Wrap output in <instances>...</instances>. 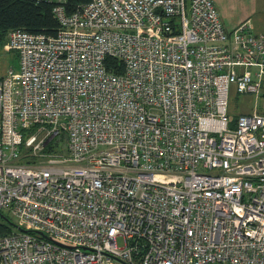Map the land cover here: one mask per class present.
<instances>
[{
	"label": "built area",
	"instance_id": "obj_1",
	"mask_svg": "<svg viewBox=\"0 0 264 264\" xmlns=\"http://www.w3.org/2000/svg\"><path fill=\"white\" fill-rule=\"evenodd\" d=\"M37 1L59 30H11L0 77V264H264V34L213 0Z\"/></svg>",
	"mask_w": 264,
	"mask_h": 264
},
{
	"label": "trees",
	"instance_id": "obj_2",
	"mask_svg": "<svg viewBox=\"0 0 264 264\" xmlns=\"http://www.w3.org/2000/svg\"><path fill=\"white\" fill-rule=\"evenodd\" d=\"M89 2L90 0H67V12L73 13ZM14 29L55 34L59 30V23L53 14V5L37 0H0V47L5 46L9 32ZM106 66L110 71L124 72V64L118 59L108 57ZM10 231L8 225L0 223V235Z\"/></svg>",
	"mask_w": 264,
	"mask_h": 264
},
{
	"label": "crops",
	"instance_id": "obj_3",
	"mask_svg": "<svg viewBox=\"0 0 264 264\" xmlns=\"http://www.w3.org/2000/svg\"><path fill=\"white\" fill-rule=\"evenodd\" d=\"M227 29L249 22L257 34H264V0H213Z\"/></svg>",
	"mask_w": 264,
	"mask_h": 264
},
{
	"label": "rangeland",
	"instance_id": "obj_4",
	"mask_svg": "<svg viewBox=\"0 0 264 264\" xmlns=\"http://www.w3.org/2000/svg\"><path fill=\"white\" fill-rule=\"evenodd\" d=\"M7 42V39H6ZM19 66V60L16 54L12 51L6 50L5 46L0 47V77L6 75L8 71L12 68H17ZM255 107V97L254 96H246L237 94L234 89H232V93L230 96V111L233 114H241V113H252ZM259 111H263L262 107H264V99H261L259 102ZM7 217L15 220L8 212H4ZM1 220V219H0ZM2 221V220H1ZM12 231H16V228H12ZM120 246L123 245L122 239L118 240Z\"/></svg>",
	"mask_w": 264,
	"mask_h": 264
},
{
	"label": "water",
	"instance_id": "obj_5",
	"mask_svg": "<svg viewBox=\"0 0 264 264\" xmlns=\"http://www.w3.org/2000/svg\"><path fill=\"white\" fill-rule=\"evenodd\" d=\"M2 218L13 228H16V229H19V230H22L20 229L16 223H14L13 221L9 220L8 218H6L5 216H2Z\"/></svg>",
	"mask_w": 264,
	"mask_h": 264
}]
</instances>
